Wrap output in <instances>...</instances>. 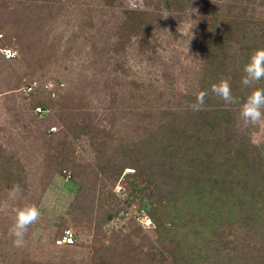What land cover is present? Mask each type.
Returning <instances> with one entry per match:
<instances>
[{
  "label": "rangeland",
  "instance_id": "obj_1",
  "mask_svg": "<svg viewBox=\"0 0 264 264\" xmlns=\"http://www.w3.org/2000/svg\"><path fill=\"white\" fill-rule=\"evenodd\" d=\"M145 1L138 9L151 11L147 18L152 19L142 47L140 38L123 27L132 5L127 0H0V47L18 53L6 60L0 51V153L21 161L27 173L18 200L9 201L8 188L0 187V205L5 206L0 264H161V252L174 247L160 244L143 208L148 203L129 194L132 165L111 176L129 161L135 141L161 126L164 111L183 108L186 96L197 93L203 63L197 39L209 34L208 10L241 1L172 0V9L165 0L149 7ZM243 3L255 8L256 20H264L260 0ZM44 74L65 83L49 113L19 91L23 77ZM236 110V129L264 149V124L246 125ZM53 126L55 133L48 131ZM77 126L88 133L73 139ZM64 155L76 165L90 164L92 185H107L100 189L103 198L99 192L93 201L85 200L87 210L76 223L69 213L76 191L67 186L73 166L60 161ZM98 163L109 166L111 179L99 174ZM28 203L37 205L41 216L30 227L26 245L15 248L7 234L11 209ZM63 221L74 243L60 239ZM257 231L237 227L231 238L246 243ZM249 240L264 247V233ZM229 242L224 244L228 252L238 251Z\"/></svg>",
  "mask_w": 264,
  "mask_h": 264
},
{
  "label": "trees",
  "instance_id": "obj_2",
  "mask_svg": "<svg viewBox=\"0 0 264 264\" xmlns=\"http://www.w3.org/2000/svg\"><path fill=\"white\" fill-rule=\"evenodd\" d=\"M146 1L144 4L148 7L155 3L154 0ZM235 1H241L240 5H218L215 10H208L209 34L197 39L203 55L197 93L226 78L234 97L242 102L251 91L241 84L243 67L254 49L264 48V20H256L252 15L255 8L245 5L244 0ZM247 1L254 4L256 0ZM260 2L264 6V0ZM164 4L168 9L174 8L172 0H165ZM131 6L125 12L123 27L137 35L144 47L148 36L146 26L151 23L147 21L152 19L147 17L151 11ZM3 36L0 33V38ZM17 56L18 53L9 60ZM28 76L21 80L19 91L36 82L37 86L27 97L33 100L34 107L41 106L42 112H51L58 105L65 83L45 74ZM49 82L53 83L57 97H52L44 88ZM256 86L264 88V80ZM197 93L186 96L183 108L164 111L161 126L149 137L135 141L131 158L111 177L121 175L126 164L132 165L133 171L127 174L131 184L129 194L148 203H143V208L154 222L160 244L174 245L161 252V264H224V261L264 264V247L249 243L255 235L264 233V149L252 144L236 129L239 104L225 106L210 93L203 110L193 111L190 105ZM83 128L73 129V139L82 131L88 133ZM67 144L72 146L70 141ZM70 150L67 148L68 152ZM60 161L73 166L67 186L76 191L69 209L76 223L87 210L85 200L93 201V196L97 197L100 189L107 185L101 183L98 187L90 183L91 173L87 169L90 164L76 165L65 155ZM97 167L100 175L111 179L109 166L98 163ZM26 174L21 161L13 157L5 159L0 153V187L10 189L18 183L25 188ZM104 190L107 193L106 189L102 192ZM107 197L114 199L115 195L108 192ZM111 216L108 213L107 218ZM59 226L60 239H63L70 228H66L69 226L66 221ZM237 227L258 231L249 236L248 242L241 243L240 237L231 238ZM240 241L246 239L240 238ZM226 242H233L232 250L238 251L230 254L229 248H225ZM93 264H101V261Z\"/></svg>",
  "mask_w": 264,
  "mask_h": 264
},
{
  "label": "clouds",
  "instance_id": "obj_3",
  "mask_svg": "<svg viewBox=\"0 0 264 264\" xmlns=\"http://www.w3.org/2000/svg\"><path fill=\"white\" fill-rule=\"evenodd\" d=\"M183 34V33H182ZM241 84L251 91L239 101L234 97L229 80L220 79L212 83L207 90H201L195 96V101L190 105L193 111L203 110L206 98L211 93L225 106L239 104V119L246 125L264 124V88L257 87L261 80H264V48L254 49L243 67ZM23 195V188L15 183L8 189L7 199L16 201ZM5 210L4 205H0V211ZM13 220L8 227L7 234L11 239L12 246L23 248L26 245V237L32 225L37 223L41 216L40 208L35 204H22L11 209Z\"/></svg>",
  "mask_w": 264,
  "mask_h": 264
},
{
  "label": "built area",
  "instance_id": "obj_4",
  "mask_svg": "<svg viewBox=\"0 0 264 264\" xmlns=\"http://www.w3.org/2000/svg\"><path fill=\"white\" fill-rule=\"evenodd\" d=\"M131 4L133 7H139L141 5H143V0H130ZM0 51L2 53V55L5 57V58H12L14 57L16 54H17V51L11 47H0ZM37 86L36 82H33L32 84H29L27 86H25L23 88V92L28 95L31 91L34 90V88ZM44 88L49 90L50 93H51V96L52 97H55L56 96V92L55 90L53 89V83L52 82H49V83H45L44 85ZM36 108L39 110V111H42L43 109L41 108V106H36ZM51 130H57V127L56 126H53L50 128ZM67 178H69V176H67ZM63 240L64 242H68V243H72L74 241V237H73V233L71 230L67 229L65 231V235L63 236Z\"/></svg>",
  "mask_w": 264,
  "mask_h": 264
}]
</instances>
